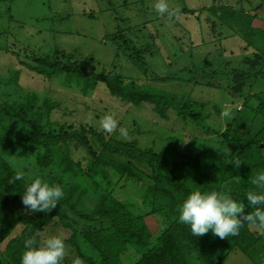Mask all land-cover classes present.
I'll return each mask as SVG.
<instances>
[{
  "label": "rangeland",
  "instance_id": "1",
  "mask_svg": "<svg viewBox=\"0 0 264 264\" xmlns=\"http://www.w3.org/2000/svg\"><path fill=\"white\" fill-rule=\"evenodd\" d=\"M155 2L18 0L0 3V106L20 112L34 99V107L26 111L27 118L51 131L69 126L77 131L92 128L113 140L136 143L143 150H167L169 159L180 162L182 156L194 157L205 147L219 148L220 135L239 118L238 110L250 96L251 101L246 100L248 107L260 114L256 116L253 131L256 135L260 133L264 142V25L257 21L264 23V0H168L174 13L171 16L157 13ZM212 8L240 14L225 19L221 25L210 11ZM247 14L259 16L251 23L259 27L250 32L247 24L253 17ZM133 48L144 52L138 62ZM47 55L58 57L66 69L83 67L95 74L120 73L128 81L175 93L183 102L171 108L168 120H162L151 105L137 108L125 104L112 97L104 84H98L85 95L83 85L64 69L54 70L48 78L23 65ZM241 74L245 75L243 94H231V88L238 84L235 80L243 77ZM184 101L190 103L191 112L198 120L190 116L186 121L182 119ZM106 114H113L118 120L117 130L111 133L100 126ZM120 127L127 130V137L120 135ZM39 140L37 133L29 128L0 117L1 157L24 175L27 184L37 178L50 185L58 184L64 178L61 186L62 199H65L77 184V178L68 179L55 161L46 168L39 165L37 158L44 154V149L35 152L26 149ZM94 143L99 144L97 139ZM260 149L261 153L254 149L252 164L264 161V147ZM68 150L75 161L86 164L89 157L85 149L73 142ZM227 150L232 152L233 148ZM95 179L99 188L91 194L102 189L123 202L130 212L145 220L155 240L170 225L163 216L152 214V203L147 200L148 193L141 181L121 179L113 170L108 179L102 176ZM78 182L85 187L89 185L85 179ZM85 197L96 199L94 195ZM23 210L31 215L36 213H30L25 206ZM65 214L75 218L82 227L87 224L68 212ZM23 229L19 226L0 246V264H13L7 246ZM251 229L260 232L254 226ZM52 236L65 239L66 263L62 264H74L82 255L88 259L83 264H102L99 253L81 234L73 243L72 231L57 220L40 233L42 243ZM216 249L208 245L205 250L213 264H218L225 255ZM236 252L228 253L223 264H264V240L250 252L251 257ZM141 256L138 248L129 246L120 255V261L136 264ZM186 260L188 264H200L195 255L186 256Z\"/></svg>",
  "mask_w": 264,
  "mask_h": 264
},
{
  "label": "trees",
  "instance_id": "2",
  "mask_svg": "<svg viewBox=\"0 0 264 264\" xmlns=\"http://www.w3.org/2000/svg\"><path fill=\"white\" fill-rule=\"evenodd\" d=\"M16 1L18 0H0V3ZM210 11L222 25L225 19L227 21L230 17L233 19L235 15L240 14L222 8H212ZM251 23L252 21H249L247 24L248 32L253 29ZM126 42L123 41L124 44ZM133 49L138 55V62L144 52L138 48ZM23 63L28 70L48 78L52 77L54 70L64 69L69 76L83 85L85 95L98 84H104L112 97L125 104L137 108L144 104L151 105L153 112L162 120H168L171 108L174 109L178 102H183L182 97L175 93L155 90L135 81H128L120 73L95 74L83 67L66 69L62 67L58 57L47 55L37 57L30 63ZM248 63L251 65L249 60ZM240 76L243 77L240 81L235 78L238 84L231 90L234 94L242 95L245 75ZM247 99L251 101V97L248 96L243 107L238 110L239 118L230 123L227 130L220 135L219 148L205 147L194 157L186 159L182 156L183 160L180 162L169 159L167 150L160 152L152 149L143 150L138 148L136 143L113 140L107 134L92 128L77 131L69 126L51 131L38 121L27 118L26 111L34 107V99H31L20 112L1 105L0 117L9 118L39 136V141L26 148L32 152L39 148L44 149V154L38 155L37 158L39 165L46 168L55 161L68 179L77 178V184L71 187L69 195L61 199L56 208L46 213L36 212L31 215L23 210L22 204V191L28 184L24 179L14 181L17 171L0 155V246L19 226H23L22 233L12 238L7 246L13 264H20V258L25 250V240L35 237L38 243L43 244L40 233L46 231L53 220H57L65 229L72 231L70 240L73 243L81 234L84 241L99 253L102 264H121L120 255L129 246H135L142 252L136 264H188L186 256L190 255H195L200 264H213L205 251L208 245L222 251V254L225 253L220 257L218 264L225 261L228 253L236 251L249 257L250 252L264 240V232H254L251 225L244 223L237 236L220 239L211 232L194 237L191 235L190 227L179 221L180 206L187 195L197 189L230 191L236 200L245 205L244 213H251L252 208L246 193L254 188L251 178L256 173L264 171V161L252 164L251 160L254 158V149L260 150L261 153L260 147L263 148L264 142L260 133L256 135L253 131L256 116L260 114L254 108L248 107ZM184 104L186 105L185 110L181 112L182 119L186 121L187 116H190L193 120H198V116L191 112L190 103L184 101ZM248 108L251 109L247 111ZM95 139L99 143L98 146L94 143ZM73 142L85 149L89 157L85 160L86 164L73 159L68 150ZM230 148H233L232 152H228L227 149ZM237 159L241 161L238 168L233 164ZM112 170L118 173L121 179L141 181L148 193L147 200L152 203V214L163 216L169 222L170 225L156 240L152 237L145 220L130 212L123 202L112 197L106 190L101 189L91 194L99 188L95 178L102 176L108 179ZM63 179H60L59 185ZM78 179H85L89 185L82 186ZM86 195H94L96 199L87 198ZM67 212L87 224L82 227L75 218L67 216L65 214ZM76 248L80 251L79 246ZM81 259L83 262L88 260L83 255ZM62 263H66V259Z\"/></svg>",
  "mask_w": 264,
  "mask_h": 264
},
{
  "label": "clouds",
  "instance_id": "3",
  "mask_svg": "<svg viewBox=\"0 0 264 264\" xmlns=\"http://www.w3.org/2000/svg\"><path fill=\"white\" fill-rule=\"evenodd\" d=\"M155 11L159 14L174 15L170 11L168 0H156ZM228 116L229 113H224ZM100 126L105 132H113L118 128V120L113 114H106L100 120ZM119 133L128 136L125 128L120 127ZM241 161L233 164L238 168ZM24 179L22 173H16L14 181ZM253 190L246 193V198L252 208L250 214L244 213L245 205L236 200L230 191L211 190L191 191L179 208V221L190 227L191 235L201 237L211 232L220 239L235 237L244 223L254 226L264 232V171L256 173L251 178ZM64 191L59 184H49L42 179H35L22 191V204L30 213H46L56 208L63 198ZM24 252L20 264H62L66 255V243L62 236H52L43 244L35 237L24 242ZM74 264H83L77 258Z\"/></svg>",
  "mask_w": 264,
  "mask_h": 264
},
{
  "label": "crops",
  "instance_id": "4",
  "mask_svg": "<svg viewBox=\"0 0 264 264\" xmlns=\"http://www.w3.org/2000/svg\"><path fill=\"white\" fill-rule=\"evenodd\" d=\"M249 15H250L251 17H253V21H252V22H253V24H254V23H255V20H257L259 16L257 17V16H254V15H252V14H247V16H249ZM257 21H258V23H261L262 25H264V23H262V21H260V19H258ZM253 24H252V26H251L252 28H257V27H259V26H256V27H255ZM256 24H257V23H256ZM221 25H222V24H221ZM260 27H261V26H260ZM261 29H263V28L261 27ZM262 147H264V146H262ZM236 253H237V252H233V254H236ZM226 259H227V258H226ZM226 259H225V261H226ZM225 261H224V262H225ZM254 262H255V261H254ZM222 264H223V263H222ZM256 264H258V263H256Z\"/></svg>",
  "mask_w": 264,
  "mask_h": 264
},
{
  "label": "water",
  "instance_id": "5",
  "mask_svg": "<svg viewBox=\"0 0 264 264\" xmlns=\"http://www.w3.org/2000/svg\"><path fill=\"white\" fill-rule=\"evenodd\" d=\"M230 93H231V94H234V92H233V91H230ZM234 96H235V97H238L239 95H234Z\"/></svg>",
  "mask_w": 264,
  "mask_h": 264
}]
</instances>
